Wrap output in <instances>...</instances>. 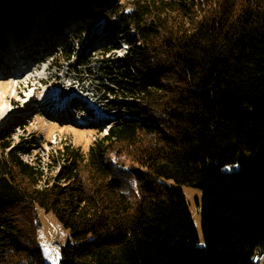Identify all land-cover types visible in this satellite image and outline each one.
<instances>
[{
    "label": "trees",
    "instance_id": "1",
    "mask_svg": "<svg viewBox=\"0 0 264 264\" xmlns=\"http://www.w3.org/2000/svg\"><path fill=\"white\" fill-rule=\"evenodd\" d=\"M69 1L83 9L91 0ZM26 3L1 0L15 29ZM126 5L113 0L68 40L86 43L102 27L122 53L112 44L51 60L93 77L95 103L113 119L87 149L55 145L57 171L47 174L40 159H23L27 141L0 128V264H46L36 206L70 231L60 264H255L264 252V0ZM163 180L201 191L202 236L184 192Z\"/></svg>",
    "mask_w": 264,
    "mask_h": 264
},
{
    "label": "rangeland",
    "instance_id": "2",
    "mask_svg": "<svg viewBox=\"0 0 264 264\" xmlns=\"http://www.w3.org/2000/svg\"><path fill=\"white\" fill-rule=\"evenodd\" d=\"M112 1L91 0L89 8L84 7L80 14L74 1L26 0L27 22L17 29L0 13V128L8 129L15 141L19 138L27 141L30 153L24 154L23 159H40L47 174L57 171V167L50 171L51 165L55 164L50 157L54 154L55 145L66 141L87 149L100 134L99 128H108L113 123L109 113L95 103L96 93L93 89L96 82L93 77H86L84 72L79 71L80 66H76L75 71L73 63L67 64L62 59L58 61V64L61 62L60 69L50 65L51 60L59 58L64 50L86 56L102 45L113 44V48H116L113 51L117 54L124 51L125 43L119 37H112L102 27L95 31L91 29L90 39L86 43L84 36L79 44L74 42V38L68 44L73 33L90 27L92 17L99 10L108 8ZM121 1L127 7L128 0ZM66 43L65 49H62ZM33 49L37 53L28 55L27 60L19 57L31 53ZM41 60L49 61L42 66ZM13 64H18L19 68L28 66L23 70L28 72L21 77L12 76L5 66L12 67ZM38 65L41 67L34 70L32 75L23 77ZM46 66L48 71L44 68ZM38 77L45 79L38 82ZM104 128L102 133H105ZM163 181L184 192L195 228L202 236L201 216L196 206V199H201V191L171 180ZM36 211L40 224L37 246L41 249L44 262L60 264L61 247L71 238L70 231L52 212L39 206H36Z\"/></svg>",
    "mask_w": 264,
    "mask_h": 264
},
{
    "label": "bare ground",
    "instance_id": "3",
    "mask_svg": "<svg viewBox=\"0 0 264 264\" xmlns=\"http://www.w3.org/2000/svg\"><path fill=\"white\" fill-rule=\"evenodd\" d=\"M11 52H12L13 55H14V52H13V51H11ZM33 53L36 54V53H37L36 50L33 49V51H32L31 53H27L26 55H23V54H22V55H19V57H20L22 60H23V59L27 60L26 57H27L28 55H32ZM29 57H30V56H29ZM5 67H6V69L8 70V72H12V69H14V70H13L14 73L18 71V70H17V68H18V64H15V65L12 66V67H10L9 65H6ZM20 67H22V69H26L28 66H26V67H25V66H20ZM19 69H20V68H19ZM30 69H31V66L29 67V70H30ZM23 73H26V72H23ZM23 73L21 74V76L24 75Z\"/></svg>",
    "mask_w": 264,
    "mask_h": 264
},
{
    "label": "built area",
    "instance_id": "4",
    "mask_svg": "<svg viewBox=\"0 0 264 264\" xmlns=\"http://www.w3.org/2000/svg\"><path fill=\"white\" fill-rule=\"evenodd\" d=\"M252 261L255 264H264V252L261 249L255 250L252 256Z\"/></svg>",
    "mask_w": 264,
    "mask_h": 264
}]
</instances>
